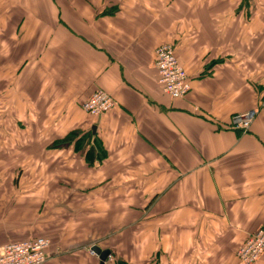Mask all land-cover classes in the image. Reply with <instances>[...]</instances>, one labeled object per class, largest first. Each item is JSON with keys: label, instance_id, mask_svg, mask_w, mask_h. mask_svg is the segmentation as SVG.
I'll use <instances>...</instances> for the list:
<instances>
[{"label": "crops", "instance_id": "1", "mask_svg": "<svg viewBox=\"0 0 264 264\" xmlns=\"http://www.w3.org/2000/svg\"><path fill=\"white\" fill-rule=\"evenodd\" d=\"M161 44L184 99L158 83ZM95 90L116 101L101 118L82 110ZM251 110L247 134L228 127ZM260 228L264 0H0V245L47 238L46 264H99L95 247L105 264H240Z\"/></svg>", "mask_w": 264, "mask_h": 264}, {"label": "built area", "instance_id": "2", "mask_svg": "<svg viewBox=\"0 0 264 264\" xmlns=\"http://www.w3.org/2000/svg\"><path fill=\"white\" fill-rule=\"evenodd\" d=\"M155 69L163 93L171 100L184 99L190 92L187 75L179 64L175 48L161 44L155 51ZM116 101L103 90H95L82 104V110L91 118H101L111 112ZM256 110L233 115L228 127L247 134L255 119ZM50 241L44 237L0 245V264H46ZM90 254H94L91 249ZM264 254V228L249 236L236 251L240 264H256ZM111 255L106 259L109 260ZM106 263V262H105Z\"/></svg>", "mask_w": 264, "mask_h": 264}, {"label": "rangeland", "instance_id": "3", "mask_svg": "<svg viewBox=\"0 0 264 264\" xmlns=\"http://www.w3.org/2000/svg\"><path fill=\"white\" fill-rule=\"evenodd\" d=\"M31 154H35L34 150H30L29 151ZM30 163L29 165V169L31 171H39L40 167H39V162L37 161L36 163H34L33 161H28ZM102 254V258H105V253H101Z\"/></svg>", "mask_w": 264, "mask_h": 264}, {"label": "water", "instance_id": "4", "mask_svg": "<svg viewBox=\"0 0 264 264\" xmlns=\"http://www.w3.org/2000/svg\"><path fill=\"white\" fill-rule=\"evenodd\" d=\"M91 251L96 254L99 257V264H105L107 257L110 255V253H105V258H102V254L99 249L91 248Z\"/></svg>", "mask_w": 264, "mask_h": 264}, {"label": "trees", "instance_id": "5", "mask_svg": "<svg viewBox=\"0 0 264 264\" xmlns=\"http://www.w3.org/2000/svg\"><path fill=\"white\" fill-rule=\"evenodd\" d=\"M68 140H70V138ZM92 152H93L92 150H89L88 151V153H92ZM35 238H37V237H35ZM117 264H126V263L125 262H122V261H119V262H117ZM151 264H154V262H152Z\"/></svg>", "mask_w": 264, "mask_h": 264}]
</instances>
